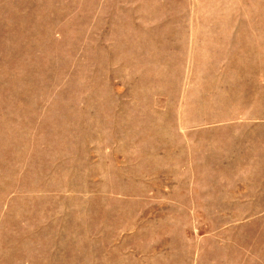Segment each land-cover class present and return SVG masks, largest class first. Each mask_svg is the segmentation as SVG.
I'll return each mask as SVG.
<instances>
[{
    "label": "rangeland",
    "instance_id": "1",
    "mask_svg": "<svg viewBox=\"0 0 264 264\" xmlns=\"http://www.w3.org/2000/svg\"><path fill=\"white\" fill-rule=\"evenodd\" d=\"M0 264H264V0H0Z\"/></svg>",
    "mask_w": 264,
    "mask_h": 264
}]
</instances>
